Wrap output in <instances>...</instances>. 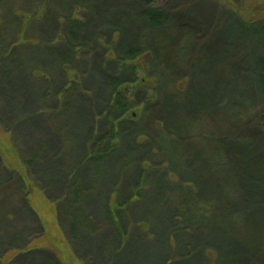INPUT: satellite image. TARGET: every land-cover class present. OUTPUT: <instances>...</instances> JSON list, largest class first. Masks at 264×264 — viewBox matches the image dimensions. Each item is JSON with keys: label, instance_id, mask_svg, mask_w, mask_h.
<instances>
[{"label": "rangeland", "instance_id": "1", "mask_svg": "<svg viewBox=\"0 0 264 264\" xmlns=\"http://www.w3.org/2000/svg\"><path fill=\"white\" fill-rule=\"evenodd\" d=\"M150 1L168 13V23L163 28L138 33L133 44L146 47L148 51L157 50L161 36L165 35L163 40L167 43L162 48L167 49L171 58L161 65L168 86L160 85V91L172 94L170 84L173 81L177 82L180 91L179 102H173L177 106L170 108L173 110L168 113L172 119L157 118L152 127L148 122L123 124L116 148L102 161L80 168L77 176L86 192L65 205L62 216L67 225V218L75 216L76 224L73 223L70 231L67 229L70 238L57 219L55 204L64 194L69 173L77 171L83 161L81 144L88 134L93 114L106 98L104 89H99L98 95L95 93V77L102 73L98 68L100 59L96 56V62L94 58L92 60L96 72L86 76L84 93L74 95V99L69 96L61 105V112L43 115L28 124L23 120L20 127L15 126L22 119L15 102L17 99L28 101L25 109L31 112L37 104L36 93L35 96L25 93L29 94L32 87L38 85L32 80L19 79L8 105L9 114L6 113L0 125V264H7L20 253L30 251L20 255L14 264H57L58 261L61 264H113L111 250L114 245L119 246L120 240L107 218L106 202L112 200L116 191L122 200L128 198L146 167L142 196L122 219L124 227L133 228L127 246L116 256L115 264H205V256L212 264H232L219 256L233 248L237 250L240 243L233 233L234 225V231L228 230L230 233L223 238L226 225L221 226L220 221L227 220L232 214L231 210H222L224 217L221 218L217 208H225L223 199L228 196L233 182L224 158L225 147L234 145L235 156H242L240 149L249 153L251 148L245 149L244 141L252 139V135L241 128L235 140L231 134L233 127L241 125L239 113L247 100L240 94L239 87L244 85L241 73L234 70L236 66L230 72H224L229 79L226 83L221 81V76L219 80V75L228 60H235L236 65H243L244 69L253 60L255 51L251 48L240 56L245 41L243 37L236 40L232 32L238 33L235 21L242 17L241 11L243 16L249 13L248 19L258 18L264 26V0H242V5L240 0H234L236 8L227 4L225 11L220 5L226 0H203L202 6L198 4L197 9L189 10L176 32H173V8L183 0ZM232 9L237 13L236 18ZM84 12L89 15L92 25L95 21L90 15L92 9ZM222 14H226L222 21L224 28L212 37L210 33L215 31L217 16ZM5 30L10 33V29ZM5 30L1 33H6ZM80 35L92 38V33ZM191 37L196 40L188 43ZM122 44L118 40V49ZM78 67L80 71L86 70V63H80ZM112 69L111 66L109 70ZM202 97L205 99L201 101ZM186 98L197 109L196 121L204 132L201 138L195 137V132L192 133L195 130L183 121L187 111L180 103ZM158 108L153 107L150 114ZM137 117L135 115V119ZM99 123V135H103L106 123ZM4 129L12 130L19 137L21 148L35 152L34 156L38 154L37 158L41 156V159H32L34 163L24 168L10 145L9 135L3 133ZM221 130H227V133L221 134ZM241 141L243 144L239 145ZM25 174L29 178L23 184L19 176L25 178ZM45 191L49 193L48 199L43 195ZM189 200L194 210L190 208L191 211L185 210L183 214L181 209ZM80 205L82 211L77 208ZM197 206L200 208L195 209ZM239 209V205L234 207V211ZM190 212L200 214L202 218L195 216V220H190L193 216L188 215ZM228 220L232 221V217ZM175 222L179 223L180 229L174 232Z\"/></svg>", "mask_w": 264, "mask_h": 264}, {"label": "trees", "instance_id": "2", "mask_svg": "<svg viewBox=\"0 0 264 264\" xmlns=\"http://www.w3.org/2000/svg\"><path fill=\"white\" fill-rule=\"evenodd\" d=\"M202 1L183 0L173 8L175 11L173 32L179 29V24L186 18L189 10L197 9L198 4L203 5ZM240 1L242 5L243 1ZM227 4L234 8L237 5L234 0H226L220 7L225 11ZM216 8L215 5L214 12ZM84 10L91 12L92 14H89L92 18L95 17L92 25L89 24V15L85 14ZM241 12L242 17L235 21L238 33L232 32L236 40L240 37L244 38L243 42H245L242 44L244 50L240 56L250 48L255 51L254 56L255 54L257 56H253L247 69H244L243 65H236L238 62L235 60H228L223 67V72H220L219 80L221 76V81L225 80L223 83H226L229 79L224 72H230L235 66L234 70L241 73L244 85L241 84L239 87L240 94H244L247 100L242 108L243 111L239 113L241 125L237 128L233 127L234 131L231 134L235 140L241 128L247 130L252 135V139L244 141V148L251 149L249 153L240 149L242 156H235L234 145L231 148L225 147L224 158L233 182L228 196L225 195V198H222L225 208L221 209L219 206L217 208L222 215L221 218L224 217L222 210H231L230 214H232L227 216V220L220 221L221 226L226 225L222 231L223 238L234 231V225L233 233L240 243L237 250L233 248L227 254L223 252L219 256L232 264H264V139H262L264 138V26L258 18L248 19L249 13L243 16V11ZM233 13L236 18L235 10ZM222 15L217 16L214 23L215 31L210 33L212 37L224 28L222 21L226 14ZM253 16L257 17V14ZM168 20V13L164 9L157 8L150 0H0V125L6 113L9 114L8 105L12 102L19 79L25 78L26 82L32 80L38 85L36 88L32 87L31 92L27 90L29 94L25 93V95L33 96L36 93L37 104L31 112L25 109L28 101L13 100L19 108L17 112L22 115V119L15 125L20 127L23 125V120L28 124L30 121L40 119L43 115L53 116L61 112V105L69 96L74 99V95L84 93L86 76L96 72L92 60L93 58L95 60L96 56L100 59L98 68L102 73L95 77L97 82L95 93L98 95L99 89H104L106 98L93 116L91 115L92 124L88 125V134L81 144L83 161L80 162L77 171L73 170L69 173L64 194L56 200L55 204L57 219L70 238L67 229L69 230L73 223L76 224L75 216L70 215V218H67L69 225L63 222L62 216L65 205L68 206L71 201L77 200L82 193L86 192L77 176L80 168L86 164L102 161L116 148L123 124L148 122L152 127L157 118L172 119L168 113L173 110L170 108L177 106L173 102H179L177 98L180 91L175 81L170 84L172 94L160 91L161 87L168 86L161 65L171 58L167 49L162 48V45L167 43L163 40L165 35L161 36V43L157 44V50L148 51L146 47L142 48L133 44L138 33H148L149 30L163 28ZM2 28H4L3 31ZM5 28L10 29V33ZM221 28L222 30L217 32ZM88 29L91 31H87ZM4 30L6 33H1ZM86 32L92 33V38L87 39L80 35ZM42 33L47 34L42 35ZM134 33L137 34L134 35ZM233 36L230 39H233ZM118 40L123 43L120 49L117 46ZM195 40L191 37L188 43ZM80 63H86V70H79ZM111 66L113 69L109 70ZM87 68H89L88 71ZM225 76L227 78L224 79ZM204 99V97L200 98L201 101ZM180 104L187 111L183 121L188 122L192 130H195L192 132H195V137L201 138L204 132L196 121L197 109L192 107L193 103H189L187 98ZM200 104L198 103L199 106ZM153 107L159 108L150 114ZM135 115L138 116L137 119ZM101 121L106 123V131L103 135H99ZM228 129L230 133V128ZM224 132L227 133V130H221V134ZM3 133L9 135L10 145L24 168L34 163L32 159H41V156L37 158L38 152H36L37 156H34L35 152L30 153L28 149L21 148L20 139L12 130H5ZM163 136L166 138L165 133ZM241 143L243 144V141L239 145H242ZM236 147L238 148L237 145ZM158 148L162 150L160 146ZM120 170L123 171L124 166ZM146 172L147 167L140 173L139 182L128 198L122 200L116 191L112 200L106 202L107 218L117 231L118 240H120L119 246L114 245L111 250L112 258L114 257L113 264H115L116 256L127 246L133 226L124 227L122 219L125 212L142 196ZM19 177L23 184L29 178L26 174L25 178ZM196 183L194 184L197 186ZM43 193L48 199L49 193L46 191ZM190 202L191 200L186 202V207L183 205L181 209L183 214L185 210H194ZM238 205L241 209L234 211V207ZM77 208L82 211L83 206L80 205ZM199 208L200 206L195 207V209ZM191 214L193 213H188V215ZM195 216L202 218L200 214H193L192 218L189 217L190 220H195ZM228 217H232V221L228 220ZM173 228L174 232L178 231L179 223H173ZM169 248L168 252L171 253V247L168 246L167 249ZM74 252L76 253L75 250ZM28 253L31 251L20 253V255ZM17 258L10 260L7 264H14ZM204 260L205 264H212L208 256H205ZM58 263L61 264L59 261Z\"/></svg>", "mask_w": 264, "mask_h": 264}]
</instances>
